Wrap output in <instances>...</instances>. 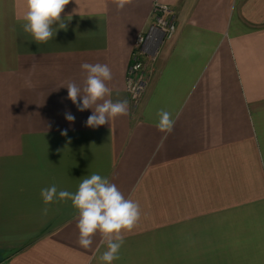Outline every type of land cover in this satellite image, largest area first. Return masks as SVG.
Returning <instances> with one entry per match:
<instances>
[{"label":"crops","instance_id":"0c3cea01","mask_svg":"<svg viewBox=\"0 0 264 264\" xmlns=\"http://www.w3.org/2000/svg\"><path fill=\"white\" fill-rule=\"evenodd\" d=\"M154 4L176 32L134 104L129 69ZM24 12L25 0H0V264H102L107 244L97 233L79 245L71 201L44 215L40 195L74 193L93 173L141 209L112 264H264V0H71L67 29L40 44ZM85 62L108 65L107 98L127 100V115L86 126L93 110L62 87L83 86Z\"/></svg>","mask_w":264,"mask_h":264},{"label":"clouds","instance_id":"9594fccd","mask_svg":"<svg viewBox=\"0 0 264 264\" xmlns=\"http://www.w3.org/2000/svg\"><path fill=\"white\" fill-rule=\"evenodd\" d=\"M70 2L71 0H25V12L22 17L24 32L30 34L37 44L47 43L54 36V25L58 26V29H67V24L61 17ZM112 2L122 10L126 5L131 4L132 0H112ZM72 15L68 14L65 19L70 21ZM81 68L86 72L83 86L69 82L62 87L67 88V99L76 105L78 111L93 110L92 115L87 118L86 126L97 128L109 123L111 119L127 115V100L113 102L107 98L111 95V89L106 82L112 79L108 65L85 62ZM158 117L157 128L162 132L170 133L174 126L171 113L161 110ZM65 119L70 123L75 121V117L70 112L65 113ZM66 134V131L62 132V135ZM40 195L45 205L42 209L44 215L49 212L48 205L71 201L78 212L79 245L89 249L97 233L107 244V250L99 257L102 264H112L119 259V251L124 243L123 233L131 232L141 218L139 204L126 199L107 177L96 173L83 177L74 193L58 190L56 185H52L41 189Z\"/></svg>","mask_w":264,"mask_h":264},{"label":"built area","instance_id":"2783aa9c","mask_svg":"<svg viewBox=\"0 0 264 264\" xmlns=\"http://www.w3.org/2000/svg\"><path fill=\"white\" fill-rule=\"evenodd\" d=\"M151 18L147 29L137 38L132 64L129 69L127 91L134 104L138 103L145 85V80L135 79V73L141 67V57H145L147 53L152 52L154 55L153 60H155L161 45L170 40L176 32V21L170 7L154 4Z\"/></svg>","mask_w":264,"mask_h":264},{"label":"rangeland","instance_id":"374dc122","mask_svg":"<svg viewBox=\"0 0 264 264\" xmlns=\"http://www.w3.org/2000/svg\"><path fill=\"white\" fill-rule=\"evenodd\" d=\"M153 58L154 55L152 52L147 53V55L144 57H141L140 63L141 67L138 72L135 73V79H141V80H146L149 73L150 69L152 68V63H153Z\"/></svg>","mask_w":264,"mask_h":264}]
</instances>
